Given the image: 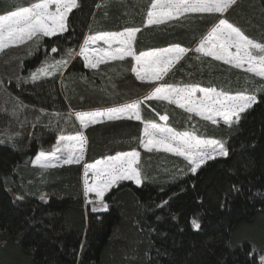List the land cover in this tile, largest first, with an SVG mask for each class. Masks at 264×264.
Listing matches in <instances>:
<instances>
[{
	"label": "trees",
	"instance_id": "trees-1",
	"mask_svg": "<svg viewBox=\"0 0 264 264\" xmlns=\"http://www.w3.org/2000/svg\"><path fill=\"white\" fill-rule=\"evenodd\" d=\"M17 2L28 6L33 0H0V14L14 10ZM78 2L67 32L43 38L35 47L0 54L5 88V94L0 93V123L20 133L0 144V264H260L264 92L256 93L257 103L231 128L149 100L141 105V121L106 120L85 128V164L133 149L141 154V185L119 182L105 195L107 211L93 212L86 206L81 165L45 170L31 161L41 150L50 151L58 135L80 131L71 112L121 106L143 98L155 86L136 79L131 59L84 67L75 53L85 36L140 27L137 54L173 45L188 49L162 83L214 86L234 94L243 90L246 74L196 53L194 47L219 18L264 42V0H238L223 17L194 14L190 20L148 27L142 9L150 0ZM101 4L106 6L97 7ZM67 49L73 50V57L62 72L29 81L46 57L60 59ZM255 82L264 83L259 78ZM1 108L15 113L10 123ZM161 115H167L165 123L177 131L195 130L203 138L224 141L228 156L207 161L193 174L183 157L146 151L139 146L145 122L163 124ZM194 219L199 229L193 227Z\"/></svg>",
	"mask_w": 264,
	"mask_h": 264
},
{
	"label": "snow or ice",
	"instance_id": "snow-or-ice-1",
	"mask_svg": "<svg viewBox=\"0 0 264 264\" xmlns=\"http://www.w3.org/2000/svg\"><path fill=\"white\" fill-rule=\"evenodd\" d=\"M236 2L237 0H150L147 8L142 9L146 12L144 26L179 23L193 19L194 14L210 16L219 14L223 17ZM105 6L106 4L97 5V7ZM12 7L14 10L0 14V52L29 42L35 47L43 38H51L67 32L70 13L79 7V2L78 0H33L28 6L17 2ZM139 32H141L140 27H126L122 31H97L85 37L79 52L75 55L83 58L84 67L92 69H97L101 64L110 61H124L131 57L134 61L131 72L135 74L137 80L147 83L162 81L188 49L173 45L164 49L141 51L137 54L134 44ZM100 41H103L107 47H90ZM57 51L56 47L51 49L52 53ZM194 51L215 61H222L223 64L230 65L234 69H241L246 74L243 90L233 94L230 89L218 90L214 86L201 87L198 84L179 86L161 83L143 98L119 107L103 111L75 112V119L79 122L80 128H87L102 120L114 121L126 118L141 121V105L147 100L175 104L185 112L194 114L213 125L221 120L229 128L239 124L242 114L257 103L256 93L264 92V83L257 85L255 82V78L264 81V42L249 38L239 27L229 23L225 18H219ZM72 57V49H67L64 56L51 62L46 57L42 65L30 73V79L37 81L42 77L52 76L67 67ZM249 84L251 87L248 86ZM197 93L200 94L199 97ZM16 107L25 106L18 104ZM160 120L166 122L168 116L161 115ZM19 135L18 132L9 133L5 130L0 134V144L11 142ZM85 144L86 138L82 131H78L75 135L60 134L51 151L41 150L31 162L45 170L61 164H78L83 159ZM139 146L148 152L155 149L157 152L163 151L183 157L189 166L188 170L193 174L207 161L214 160L217 156L226 157L229 154L222 140L203 138L195 130L177 131L166 123L160 124L155 121L145 122L139 138ZM140 155L139 151L133 149L117 152L115 155L84 165L83 192L85 198H88L89 193L95 194L94 201H87L94 204V212L107 211L105 195L119 182L133 181L138 186L141 185L142 175L138 167ZM89 172L92 173L91 177ZM41 199L44 197L41 196ZM164 204H167V201ZM192 223L194 228H200V224L195 219ZM260 261L264 264V256Z\"/></svg>",
	"mask_w": 264,
	"mask_h": 264
},
{
	"label": "rangeland",
	"instance_id": "rangeland-1",
	"mask_svg": "<svg viewBox=\"0 0 264 264\" xmlns=\"http://www.w3.org/2000/svg\"><path fill=\"white\" fill-rule=\"evenodd\" d=\"M213 27V26H212ZM211 30V29H210ZM209 30V31H210ZM208 31V32H209ZM208 32L204 35V36H206L207 34H208ZM86 37V36H85ZM85 37L83 38V40H82V42L80 43V45L83 43V41H84V39H85ZM47 38V37H46ZM200 42V41H199ZM199 44V43H198ZM198 44H196V46L194 47V49L198 46ZM30 45H32V42H29V43H27V44H25V45H22V46H19V47H14V48H17V49H20V48H26L27 46L28 47H30ZM97 46H99V47H107V45H105L104 43H103V41H100V42H98V44L97 45H91L90 47H97ZM79 48H80V46H79ZM79 48H78V50L76 51V53H78L79 52ZM10 49H12V48H10ZM10 49H6V50H10ZM2 52H0V54H1ZM188 53V51L182 56V58L179 60V61H177L173 66H172V68L170 69V71L185 57V55ZM200 54V53H199ZM200 55H202V54H200ZM76 57H79V58H81L82 59V61H83V63H84V60H83V58L82 57H80V56H78V55H75ZM209 58H211V57H209ZM48 60H49V62H51L53 59L52 58H47ZM126 59H131V57H128V58H126ZM212 59V58H211ZM132 60V59H131ZM133 61V60H132ZM110 62H113V61H110ZM219 62H221V63H223L222 61H219ZM109 63V62H108ZM133 63H134V61H133ZM9 64L11 65V62H9ZM10 65H8V66H10ZM42 65V63L40 64V66ZM102 65V64H101ZM39 66V67H40ZM228 66H230V65H228ZM231 67V66H230ZM64 68H62V69H60V71H58V72H55L52 76H48V77H42L40 80H42V79H48V78H51V77H53L54 75H57L58 73H60V72H62V70H63ZM87 69H92V68H87ZM238 70H241V69H238ZM170 71H169V73H170ZM242 71V70H241ZM168 73V74H169ZM135 75V74H134ZM167 76V75H166ZM165 76V77H166ZM136 77V76H135ZM165 77H164V79H165ZM29 81L30 82H36V81H32L31 79H30V76H29ZM38 81V80H37ZM163 81V80H162ZM162 81H159V82H155V83H151V84H154L155 86L157 85V84H161L162 83ZM154 86V87H155ZM3 89H5L4 88V86L2 85V80H1V76H0V93L2 92V93H4V91H3ZM5 94V93H4ZM199 93H197V97H199ZM149 101H152V102H158L159 104H165V105H167L168 104V102L167 101H157V100H149ZM168 106H171V107H173V108H175V110H178V111H180V112H182V113H184V114H186L187 116H189V117H191V116H193V117H195L198 121H203V120H201V118L200 117H196L194 114H190V113H187V112H185L183 109H180V108H178L175 104H168ZM116 107H119V106H116ZM112 108H114V107H112ZM109 109V108H108ZM103 110H106V109H102V110H93V111H103ZM1 112H2V115L3 116H5V117H8L9 119H8V123H10L11 122V120L12 119H14V116H13V114L11 113V112H8L7 110H5V109H3V108H1ZM83 112V111H82ZM75 113H73V112H71L70 113V115H71V117L73 118V121L75 122V124L77 125V127L80 129V131H82L83 132V130L85 129H81L80 128V125H79V122L78 121H76V119H75V115H74ZM126 119V118H125ZM159 119V118H158ZM103 121H106V120H102V122ZM163 122V124H165V121H162ZM203 122H207V123H209V124H211V122H208V121H203ZM92 125V124H91ZM213 125V124H212ZM218 125H224L223 124V121L221 120L218 124H216L215 126H218ZM225 126H227V125H225ZM228 127V126H227ZM5 130H7L9 133H17V132H12V130H11V127H9L8 125H3L2 123H0V134H3L4 132H5ZM76 133H74V134H66V135H75ZM84 135V134H83ZM5 140L7 139L6 138V136H4L3 137ZM56 139H57V137H56ZM56 139H55V141H54V144H55V142H56ZM53 144V145H54ZM52 145V146H53ZM51 149H52V147H51ZM144 149V148H143ZM85 150H86V144H85V147H84V152H83V159L81 160V162L80 163H78L79 165H81V185H82V193H83V198H84V202H85V204H86V206H88L89 207V209H91L92 211H93V207H94V204L93 203H88L87 201L88 200H95V194L94 193H89V196H88V198H85V196H84V192H83V181H84V165H85V163H84V155H85ZM51 151V150H50ZM35 159V158H34ZM33 159V160H34ZM53 163H55V161H53ZM75 164V163H74ZM31 165L33 166V167H36V168H40L38 165H33L32 163H31ZM67 165H73V164H61V165H59L58 167H61V166H67ZM138 167H139V169H140V162H139V165H138ZM140 171H142L141 169H140ZM92 176V173L91 172H89V177H91ZM122 182V181H121ZM125 182H131L132 184H134L135 186H138L136 183H134L133 181H125ZM89 183H91V179H89ZM94 212V211H93ZM95 212H100V211H95ZM264 256V255H263ZM262 257V256H261ZM260 257V258H261ZM260 264H261V261H260Z\"/></svg>",
	"mask_w": 264,
	"mask_h": 264
},
{
	"label": "crops",
	"instance_id": "crops-1",
	"mask_svg": "<svg viewBox=\"0 0 264 264\" xmlns=\"http://www.w3.org/2000/svg\"><path fill=\"white\" fill-rule=\"evenodd\" d=\"M238 1V0H237ZM219 15V14H218Z\"/></svg>",
	"mask_w": 264,
	"mask_h": 264
}]
</instances>
